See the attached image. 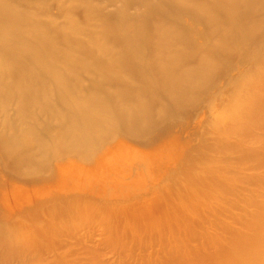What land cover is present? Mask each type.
Returning <instances> with one entry per match:
<instances>
[{"label":"bare ground","instance_id":"6f19581e","mask_svg":"<svg viewBox=\"0 0 264 264\" xmlns=\"http://www.w3.org/2000/svg\"><path fill=\"white\" fill-rule=\"evenodd\" d=\"M152 8L159 16L165 4L157 0ZM40 14L0 0V99L35 120L45 104L46 80L29 62L39 68L44 48L30 51L9 41L5 28L27 20L38 29ZM157 16L117 15L112 24L99 26L95 43L111 40L108 49L119 63L103 65L106 75L133 70L131 51L116 47L135 35L142 42L152 37L165 49L185 42ZM45 18L54 26L49 35L57 38L53 15ZM152 24L155 33L146 34ZM33 31L25 33L29 39L37 36ZM96 44L72 50L71 64ZM98 56L95 65L107 57ZM206 59L197 51L190 70L187 63L180 66L182 58L154 57L147 68L155 80L134 88L112 77L120 104L140 100L120 120L90 119L88 100L67 94L72 116L86 120H73L71 128L60 125L57 136L63 138L54 152L46 153L39 140L32 149L2 155L0 264H264V68H249V80L234 87L228 101L236 105L228 112L233 123L223 130L205 120L212 94L197 102L188 89L186 71L200 73ZM223 77L213 94L223 87ZM221 78L213 76L209 86ZM161 94L167 107L161 106ZM145 95L155 107L149 120ZM92 97L95 114L103 105ZM29 132L38 140L32 128Z\"/></svg>","mask_w":264,"mask_h":264},{"label":"rangeland","instance_id":"374dc122","mask_svg":"<svg viewBox=\"0 0 264 264\" xmlns=\"http://www.w3.org/2000/svg\"><path fill=\"white\" fill-rule=\"evenodd\" d=\"M156 1L14 0L16 6L19 5L28 15L36 14L37 11L41 13L38 29L33 28L27 20H16V24L5 28V33L9 41H14L15 44L30 51L44 48L40 67L38 68L39 64L31 60L29 69L38 71L46 80L45 104L39 120H35L31 118V114L21 117L22 113L17 109L18 107L0 99V139L4 141L0 145V157L6 154L9 158L22 146L32 149L39 140L46 153L54 152L56 143L63 138L57 136L60 125L64 124L71 128L76 124L73 120H86L72 116L67 94L71 99L88 100L87 106L91 110L88 113L90 119L120 120L121 112L131 113L140 100L131 97L124 101V106L120 104L119 97L116 98L115 94L118 87L112 83L114 80L119 79L124 85H130L132 88L141 85L145 80H155V74L147 66L152 58L160 56L182 58L180 66L187 63L189 69L193 70L192 62L197 58V51L198 56L206 55L207 59L204 60L200 73L186 71L191 76L188 82L189 93L195 95L197 102L212 94L211 99L205 103L207 107L205 120L216 122L223 130L228 128L229 123H233L228 118V112L236 107L235 104L228 103L232 96L235 97L234 87H241L245 79L249 80L252 73L245 72L249 68H254L255 71L264 68V0H162L165 8L159 16L152 8ZM49 14L53 15L57 23V38L50 36L53 35L54 26L47 23L45 16ZM117 15L139 20L157 16L158 19L155 20H160L169 26V30L185 37V42L189 44L186 46L182 41L165 49V46H158L157 41L152 37L142 42L139 41V35H135L137 39L134 36L133 41L119 43L116 47L117 50L131 51L133 56L130 61L133 62V70L129 68L130 70L123 73L106 75L101 70L103 65L116 67L119 63L113 61L116 58L111 49H108L111 40L100 38L96 44L94 39L97 37L96 33L101 31L99 26L112 24L119 18H115ZM237 16L242 18L241 24H236ZM33 29L37 36L29 39L25 33H32ZM144 32L155 33L154 25L152 24L148 30L144 29ZM40 35H44V38L40 39ZM90 44L97 46L93 51L82 54L80 56L82 61L72 65L69 56L72 50L76 52L80 47ZM98 54L107 57L100 64L95 65L93 57H97ZM230 73L233 77H229ZM213 76L222 78L209 86V80ZM223 76L226 78L223 87L213 94L215 87L223 81ZM112 77H115L113 81H111ZM103 86L111 88L107 90ZM149 88L161 93L158 86ZM236 95L237 97L240 95L239 88ZM91 96L100 102L98 104L103 105L98 111L94 109L95 114L91 108L94 107L93 103L89 102ZM161 98V106L167 107L162 94ZM141 101L151 108L154 105L148 95H145ZM85 103L81 102V104ZM118 104L122 108L117 110ZM154 109L155 107L147 112L146 120L153 118ZM198 116L192 120H197ZM30 128L39 136L38 140L34 141V136L29 132Z\"/></svg>","mask_w":264,"mask_h":264}]
</instances>
